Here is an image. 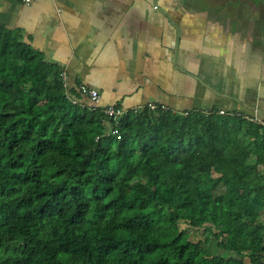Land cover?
<instances>
[{
	"label": "trees",
	"instance_id": "obj_1",
	"mask_svg": "<svg viewBox=\"0 0 264 264\" xmlns=\"http://www.w3.org/2000/svg\"><path fill=\"white\" fill-rule=\"evenodd\" d=\"M62 74L0 25V264H264V125L161 105L116 121Z\"/></svg>",
	"mask_w": 264,
	"mask_h": 264
},
{
	"label": "crops",
	"instance_id": "obj_2",
	"mask_svg": "<svg viewBox=\"0 0 264 264\" xmlns=\"http://www.w3.org/2000/svg\"><path fill=\"white\" fill-rule=\"evenodd\" d=\"M0 25L65 71L69 89H97V103L79 98L89 105L264 121V0H0ZM208 249L238 256L214 239Z\"/></svg>",
	"mask_w": 264,
	"mask_h": 264
},
{
	"label": "built area",
	"instance_id": "obj_3",
	"mask_svg": "<svg viewBox=\"0 0 264 264\" xmlns=\"http://www.w3.org/2000/svg\"><path fill=\"white\" fill-rule=\"evenodd\" d=\"M26 4H31L33 3L35 0H23ZM63 79H64V82H65V86H66V93H67V96L73 100L74 103H80L82 104L83 106H88L89 108L93 109V110H96V109H102V111L110 116H112L116 121L119 120V118L124 114L126 113V111L128 110H124V109H121V108H116V107H100L98 105H89L88 102H85V101H81L78 97L74 96L69 90L68 88V85H67V82H66V77H67V74L66 72L64 71L63 74ZM78 92L80 93L81 96L83 97H87L89 99H91L94 103H97L99 101V97H100V93L97 89L95 88H91V87H88L86 85H80L78 87ZM143 107H148V108H151V109H156L159 107V105L157 104H148L146 106H143ZM142 107V108H143ZM164 109H169L165 106H162ZM183 116L187 115L188 112H180ZM221 114H225L224 111H220ZM253 121H256L262 125H264V121L262 120H259V119H253Z\"/></svg>",
	"mask_w": 264,
	"mask_h": 264
},
{
	"label": "rangeland",
	"instance_id": "obj_4",
	"mask_svg": "<svg viewBox=\"0 0 264 264\" xmlns=\"http://www.w3.org/2000/svg\"><path fill=\"white\" fill-rule=\"evenodd\" d=\"M181 226H182V228H186V227H188V225H187L186 223H183ZM190 231H191V233H193V234L195 233V231H194L193 228H191Z\"/></svg>",
	"mask_w": 264,
	"mask_h": 264
}]
</instances>
